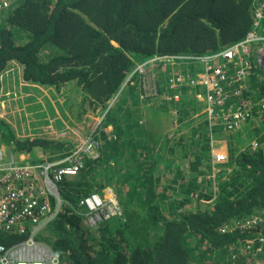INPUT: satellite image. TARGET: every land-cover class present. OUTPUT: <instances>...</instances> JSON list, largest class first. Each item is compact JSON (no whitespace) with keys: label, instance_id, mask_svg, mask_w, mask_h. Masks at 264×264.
I'll return each mask as SVG.
<instances>
[{"label":"trees","instance_id":"1","mask_svg":"<svg viewBox=\"0 0 264 264\" xmlns=\"http://www.w3.org/2000/svg\"><path fill=\"white\" fill-rule=\"evenodd\" d=\"M253 2L20 0L0 11V92L1 75L11 62H18L30 84L61 88L77 81L98 102L91 103L96 109L118 92L137 62L157 54L214 53L243 39L253 27ZM171 69L159 72L161 86V80L172 75ZM251 85L254 96L264 98L263 72L255 70ZM194 92L182 87L179 101L153 104L148 114L155 123L160 111L175 107L179 123L190 120V124L198 109L190 108ZM198 122L192 130L196 144L192 149L186 145V153L172 147L168 137L163 139L160 126L148 124L143 130L137 118L127 128L116 126L117 133L99 129L96 137L104 139L100 156L86 157L78 175L63 181L61 210L49 226V236L42 237L61 264H264V244L258 241L254 251L247 248L245 254L230 257L232 247L239 251L234 243L253 231L223 228L227 222L264 211V122L256 134L251 133L262 144L258 150L230 146L229 162L221 164L227 176L219 182L215 203L185 211L196 199L214 197L213 185L207 186L204 178L213 167L209 126ZM226 137L231 143L240 141L238 132ZM3 145L33 159L39 154L63 157L75 148L68 141L19 138L13 126L0 118ZM107 187L115 188L123 212L98 225L86 223L78 208L80 200ZM23 239L0 236L8 245Z\"/></svg>","mask_w":264,"mask_h":264},{"label":"built area","instance_id":"2","mask_svg":"<svg viewBox=\"0 0 264 264\" xmlns=\"http://www.w3.org/2000/svg\"><path fill=\"white\" fill-rule=\"evenodd\" d=\"M12 3V0H0V11ZM253 8V27L243 39L209 54H157L137 64L120 91L133 82L136 74L142 79V99L179 101L180 89L191 87L203 107L211 133L233 135L249 124L257 128L260 113L264 112V100L255 99L251 81L256 69L264 73V0H254ZM169 67L174 71L171 69L168 81L161 80V86L159 72H167ZM102 142L93 133L88 140L77 143L76 150L70 154L44 158L39 163L29 154H17L7 146H0V236H25L9 245L0 241V264H61L59 255L39 237L44 225L61 210L63 181L78 175L85 165V153L99 154ZM250 144L255 149L262 145L257 138ZM218 160L227 161V153H220ZM220 170L216 168L217 172ZM118 205L117 195L106 190L80 201L88 223L95 217L108 219L120 214L111 213V208ZM262 225L264 211H259L227 222L223 228L227 231L230 227V232L254 231ZM257 241L264 244V231L257 235Z\"/></svg>","mask_w":264,"mask_h":264},{"label":"rangeland","instance_id":"3","mask_svg":"<svg viewBox=\"0 0 264 264\" xmlns=\"http://www.w3.org/2000/svg\"><path fill=\"white\" fill-rule=\"evenodd\" d=\"M12 1V5H15L19 3L20 0ZM1 11L3 12L4 9ZM18 39L22 40V44L26 42L25 38ZM45 53L48 52L45 51ZM23 71L24 66L22 64L11 62L1 75L2 88L0 92V118L6 120L13 126L19 138L42 137L51 140L68 141L74 145L75 148L73 151L76 150L77 143L81 140H83V142L88 140L93 133L97 135V133H100L99 129L104 127H106L108 131H115L117 133L118 130L116 126L122 124L124 128H127L129 121L132 122L133 119L137 118L144 127L141 129H147L145 127L148 124L151 127L154 123V120H152V117L149 115L150 111L148 108L153 107L154 105H161L164 102H167L168 104V101L163 98H155L158 100H151L143 97L142 99L140 94L143 84L142 79L138 81V74H136L133 82H130L126 88L122 91L118 90V92L115 93L104 105L101 104L96 109H93L91 103L96 100L93 99L77 81L68 82L61 86V88H57L56 86H33L24 82ZM122 85L123 83L121 84L120 89ZM127 89H131L130 92L122 94V92ZM192 100L194 101L190 108L195 109L193 108L195 107L194 105H196L195 98ZM127 109L129 110L127 111ZM158 109H160V107ZM128 115H130V119L126 120ZM159 115L160 118L154 123V125L156 126V129L160 126L159 129L164 132L163 139L168 137L171 141L169 142L172 147H175L176 150L179 149L182 153H186V145L190 149L195 146L196 142L192 140V130L195 129L196 125L199 123L198 121L203 119L201 108L194 111V118L191 120V125L189 124L190 120L184 121L182 124L179 123L178 119L180 113L175 107H172L168 111L162 110ZM263 117L264 112H261L260 117L258 118V125L255 126L258 127V129L263 127ZM258 129L251 130V125L249 124L246 128L238 131L240 134L239 140L241 142L234 139L232 143L227 139V134L222 132L219 134L222 136L218 135V137H215L216 139L213 141V147L217 150V145H225V147L233 145V148L239 146L243 149L247 147L253 139L251 133L256 134ZM96 130H98V132H95ZM102 140L104 141V139ZM174 143L175 146H173ZM204 143L205 141L202 140L200 146H204ZM159 144L162 145V143ZM150 145H152V143H150ZM3 146L5 147L6 145ZM239 147H237V149H240ZM200 151H202V149H200ZM228 153L230 156V151H228ZM85 156L96 159L99 157V154L86 152ZM39 157L42 159L49 158L47 155L39 154L35 159L32 158V160L35 163H39L40 160H37ZM204 178L207 179V186L213 185L211 187V189L214 190L213 200L207 201L202 199L198 201L196 199L190 204H187L185 211H188L190 207L195 210H198L199 208L204 209L207 205L210 206L217 200L219 194V182L221 180L218 177V173H216L215 170L211 171L210 176L208 174L207 176H204ZM113 187H107L105 190L107 192H110L111 190L115 192L116 190ZM125 192L126 191H123L124 194ZM123 198L125 197L123 196ZM114 211L123 212L122 205L119 203L118 206L112 207L111 213ZM56 217L51 218L44 225V233L42 232V235L39 238L43 239L42 237L49 236V226ZM104 220L106 219H98L95 217V219L89 221V223L86 219L85 222L92 225H98ZM228 230H231V228L229 227ZM261 231H264V225L255 227L251 236L245 238L244 241L234 243L238 245L239 251L237 252L233 250L232 247L229 252L231 255L230 257L235 258L240 254H245V250L248 249H253L254 251V248L257 246V235ZM41 241L42 243H45L47 247H52L47 240L43 239ZM257 250L259 251V248Z\"/></svg>","mask_w":264,"mask_h":264},{"label":"clouds","instance_id":"4","mask_svg":"<svg viewBox=\"0 0 264 264\" xmlns=\"http://www.w3.org/2000/svg\"><path fill=\"white\" fill-rule=\"evenodd\" d=\"M125 81V80H124ZM123 81V82H124ZM24 82L25 83H28V82H26L25 80H24ZM122 82V83H123ZM28 84H30V83H28ZM31 85H36V84H31ZM120 90V89H119ZM253 96H254V94H253ZM255 97V96H254ZM255 99H257L256 97H255ZM154 100V99H153ZM155 100H158V99H155ZM257 100H260V101H263L264 100V98H262V99H257ZM195 102H196V104L199 106V107H197V108H201V109H203V107H202V105H201V103L199 102V101H197V99L195 98ZM204 112L202 111V117L204 118ZM206 119V118H205ZM207 121V120H206ZM207 123H208V121H207ZM208 126H209V124H208ZM258 128V127H257ZM251 130H256V128H252L251 127ZM97 131V130H96ZM95 131V132H96ZM209 131H210V128H209ZM210 133H211V131H210ZM220 133H222V132H219V131H216V133H211V135H213V137H212V139L210 138V143H209V145H210V150H211V154H212V169H211V171H214L215 170V172L216 173H218V177L221 179V178H223V177H226L227 176V173H226V170H225V168L221 165V164H226V163H228L229 162V158H230V156H229V153H228V151H230V146L228 145V147H225V145H222V146H219L220 148H221V150L223 149L224 151L223 152H226L227 153V157H228V160L227 161H219L218 159H219V155H220V153H222V152H218L219 150H218V145H217V150H215V148L213 147L214 146V140L216 139L215 137H218V135L220 134ZM228 135V134H227ZM226 135V136H227ZM215 136V137H214ZM219 136H222V135H219ZM228 139V138H227ZM253 139H255V136H253ZM252 139V140H253ZM229 140V139H228ZM251 140V141H252ZM246 145V144H245ZM203 146V145H202ZM248 148H251V150H258L259 148H253V146L249 143L248 144V146L247 147H245V148H243L242 150H246V149H248ZM231 155V154H230ZM99 156H100V153H99ZM216 161H218V162H216ZM221 168V170H220V172H217L216 171V168ZM213 168H214V170H213ZM210 171V172H211ZM232 172H229L228 173V176H230V174H231ZM209 176H210V174H209ZM66 179V178H65ZM111 190V189H110ZM105 191V190H104ZM111 191H113V190H111ZM95 192H99V191H95ZM103 192V191H102ZM102 192H99V193H102ZM114 192V191H113ZM94 193V192H93ZM115 193V192H114ZM116 194V193H115ZM117 199H118V197H117ZM82 200V199H81ZM80 200V201H81ZM208 201V200H207ZM118 202H119V199H118ZM78 208H80V202H79V207ZM79 211L85 216V211H84V209L83 208H80L79 209ZM255 213V212H254Z\"/></svg>","mask_w":264,"mask_h":264},{"label":"crops","instance_id":"5","mask_svg":"<svg viewBox=\"0 0 264 264\" xmlns=\"http://www.w3.org/2000/svg\"><path fill=\"white\" fill-rule=\"evenodd\" d=\"M33 86H37V85H33ZM193 96H194V98H197L195 92H194ZM192 98H193V97H192ZM194 98H193V99H194ZM195 106H196V107H199L198 105H195ZM202 111H203V109H202ZM204 114H205V113H204ZM205 118H206V114L204 115V118L201 119V120H202V122H206V123H207V121H206ZM207 124H208V123H207ZM209 137H210L211 139H212V137H213V135H211L210 131H209ZM214 137H215V136H214ZM196 138H198V137H196ZM222 144H223V143H222ZM218 150H219L218 152H223V151H224L223 149L221 150V148H220L219 146H218Z\"/></svg>","mask_w":264,"mask_h":264},{"label":"flooded vegetation","instance_id":"6","mask_svg":"<svg viewBox=\"0 0 264 264\" xmlns=\"http://www.w3.org/2000/svg\"><path fill=\"white\" fill-rule=\"evenodd\" d=\"M263 120H264V117H263Z\"/></svg>","mask_w":264,"mask_h":264}]
</instances>
